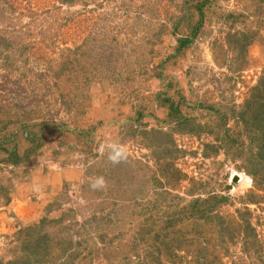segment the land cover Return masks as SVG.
<instances>
[{
	"label": "rangeland",
	"instance_id": "374dc122",
	"mask_svg": "<svg viewBox=\"0 0 264 264\" xmlns=\"http://www.w3.org/2000/svg\"><path fill=\"white\" fill-rule=\"evenodd\" d=\"M0 264H264V0H0Z\"/></svg>",
	"mask_w": 264,
	"mask_h": 264
},
{
	"label": "clouds",
	"instance_id": "9594fccd",
	"mask_svg": "<svg viewBox=\"0 0 264 264\" xmlns=\"http://www.w3.org/2000/svg\"><path fill=\"white\" fill-rule=\"evenodd\" d=\"M101 154H106L107 160L114 166L127 162L129 159L127 147L118 139L110 138L102 146ZM89 186L93 190H104L107 187V182L103 176H97L90 180Z\"/></svg>",
	"mask_w": 264,
	"mask_h": 264
},
{
	"label": "trees",
	"instance_id": "16d2710c",
	"mask_svg": "<svg viewBox=\"0 0 264 264\" xmlns=\"http://www.w3.org/2000/svg\"><path fill=\"white\" fill-rule=\"evenodd\" d=\"M205 2H203V3H201V4H204ZM199 8H200V10H201V12H202V6L199 4V6H198ZM203 15V14H202ZM187 41H189V39H187V38H182V39H180V44L183 46V45H186V42ZM234 141H236V139L235 138H232Z\"/></svg>",
	"mask_w": 264,
	"mask_h": 264
},
{
	"label": "water",
	"instance_id": "95a60500",
	"mask_svg": "<svg viewBox=\"0 0 264 264\" xmlns=\"http://www.w3.org/2000/svg\"><path fill=\"white\" fill-rule=\"evenodd\" d=\"M235 179H237V178H235Z\"/></svg>",
	"mask_w": 264,
	"mask_h": 264
}]
</instances>
